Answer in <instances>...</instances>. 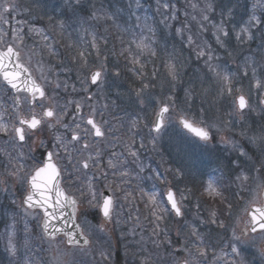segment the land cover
<instances>
[{
  "label": "snow or ice",
  "instance_id": "6c2138e0",
  "mask_svg": "<svg viewBox=\"0 0 264 264\" xmlns=\"http://www.w3.org/2000/svg\"><path fill=\"white\" fill-rule=\"evenodd\" d=\"M90 0H62V4L52 5L53 12L57 13L63 19L58 20L55 25H50V30H58V34L62 35L67 28H75L77 25L83 32L91 36V41L85 42L89 47L80 48L75 55L72 56L71 63L76 67V81L81 87L78 89L75 83L71 85L73 93H86V100L91 101L93 94L90 91L91 86L101 89L104 85V65L101 64L100 69L90 71L82 77V73L89 67L88 57L94 52L97 59L100 58L101 49L98 42V34L94 30L101 22L105 25L111 23L116 27H120L116 23L117 19H123L121 13L127 11L128 19L125 21V27L122 31L132 35V39L128 42V47L121 50V55L127 53L129 63L133 65L130 71L140 81V86L134 89L135 101L140 109L153 102L158 106L155 111V119L149 130L150 139L148 144L152 145V150L157 151L156 143L164 132L167 123L165 114L177 107L178 97L175 95L178 86L184 85L183 72L185 61L184 57L177 54L175 48L168 54V58L162 62L160 66H153L149 75L146 63L141 59L145 52L152 57L157 55L153 45L156 43L154 37L156 31L151 24L147 15L141 17L137 14V9L141 8V0H127L126 8L123 6V0H120L121 7L116 9H106L103 3L99 7L94 2L85 9V4ZM20 5L16 0H0V21L7 24L4 19L6 15H11ZM47 7V6H46ZM187 7H190L197 15H191L187 10L186 17L190 16L191 21H195L199 26L196 33H192L189 23L185 22L181 27L175 28L177 35H183L186 31L189 33L186 37V43L183 47L189 48L195 56L197 62L203 61L204 68L207 72L204 74L206 78H210L218 85L217 97H233L231 107L234 110L229 112V119L222 122V126L216 123H209L206 119V109L204 103L207 102L209 89L203 87V80L200 81L201 87L197 88L195 79L186 82L187 86L183 87L184 98L182 103L187 106V110L193 108L196 98L201 99L200 118L197 120L195 115L189 116L186 109L181 108L178 116V125L194 136L202 145H208L213 142L215 130L216 133L226 132V135L220 137L218 143L226 150L235 153V158L230 160L233 170L236 171L235 182H239L240 186L246 189L250 194L256 190H264V126L259 128L242 129L240 135L247 142L237 143L232 138L231 129L233 127V115L238 112L241 118H245L246 110L251 109L249 100L245 95H234L242 91L233 84L232 74L223 71L220 65L216 63L220 57L216 54L211 44L204 41L198 43L200 33L212 29V37L216 45L221 49H226V45L230 42L232 35L238 44L244 45L256 38V33L260 34L261 51L260 55L264 57V0H255L248 12V18L239 28L230 33L227 23L231 20L234 13V6L222 8L219 15L220 21L217 23L213 19L215 14V0H204L203 7L199 6V2L187 0ZM32 12V7L26 9ZM257 12L260 15H257ZM86 13V14H85ZM156 13L162 17L159 21L165 27H173L168 24L169 20L177 19L176 5L172 0H156ZM212 14V15H210ZM47 15V12L44 13ZM43 19V17H40ZM49 21L53 19L48 17ZM154 20V17L152 18ZM134 20V23H133ZM94 22V23H93ZM25 23H27L25 21ZM88 25L85 28V25ZM91 29V30H90ZM139 29V33H137ZM255 29V32H253ZM107 28H105V32ZM28 32L40 37L44 42L43 49L47 50V54L51 59H57L59 53L55 47L59 41L50 39L46 34L45 28H37L29 26ZM150 33L151 35H147ZM12 42H8L6 37L9 35L3 29H0V107L7 101H11L8 105L11 108L13 117L11 125L4 120V112H0V140L4 145L10 147L0 148V191H9V182L14 181L18 185L20 194V203L17 204L15 198L12 199V205H16L21 209L19 215L23 220V238L18 233L17 224L20 222L13 217L11 223H6L4 232L7 236L5 251L9 256V264H43L38 259L39 252L43 249L35 244V239H39L41 243L44 241H55L58 234H63L67 238L69 246H79L81 242L84 245L89 240L84 235V229L81 224L77 223V211H80L78 205L87 202L90 208L98 211L102 223L98 226V230L103 232L105 224L112 222L115 216V224L121 222V213L116 211L119 201L121 212L125 206L133 207L136 203V197L139 196V203H143L146 215L144 220L148 221L152 227L149 239L155 249L165 248L171 249L175 256L183 252L186 255L183 259H174V264H219L223 260V264H249L247 257L244 255L246 249L251 246L256 249L264 264V247L257 244L256 234H261V242L264 243V205L254 206L255 196L245 208L249 220L245 228L240 229L239 233L235 229L232 230L231 238L226 244L229 251H224L223 256H217L212 249V256L209 257L210 245L205 242V236L198 231V225L193 222L182 227H187L190 232L183 240H180V232H177V240L181 243L180 248L173 247V239L168 228V221L171 218L183 219L185 216L186 202L189 199L190 190L175 188L172 181H179L185 175L182 167L173 169L167 167L163 172L159 168L149 169L141 158L143 151L147 150L144 137L140 136L138 125L142 122V118L133 116L127 129V139L118 137L113 133V129H106L107 120H97V108L90 104L91 111L85 117L82 113V107L85 97L81 100L69 99L65 104L56 103L55 95L49 97L48 89L51 88L54 94L63 89L67 91L69 81L61 80L59 73L71 72L70 67H61L63 61L57 59L56 64H49L47 72L44 70V64L41 62V75L39 81L33 77L31 69L22 61L19 43L23 42L24 36L21 30H11ZM105 44L107 39L100 37ZM83 40V37H81ZM36 46L40 47L39 42ZM133 46L136 51L133 52ZM69 49L73 48V44L67 45ZM90 49V50H89ZM36 53L33 51L32 53ZM43 54V50L42 53ZM229 56L232 52L228 53ZM246 58L245 68L251 67L252 77L254 80L253 87L260 89L264 87V79L257 77V68L252 67ZM254 63V62H253ZM119 76V71L114 73ZM247 71L244 76H247ZM162 78V83L170 86L171 93L164 100L155 98L151 94V89L156 87L158 79ZM26 94V99L21 100L20 94ZM119 95V94H118ZM51 99L53 103L46 105L43 102ZM216 101L214 100L213 103ZM26 104L29 114H21V105ZM115 101L112 104L115 105ZM259 104L264 105V95H261ZM72 108L71 118L69 119L70 107ZM36 107H40L41 111L37 113ZM109 105L105 104L107 109ZM264 111V109H262ZM101 117L103 113H100ZM147 126V125H145ZM251 132V135H249ZM45 133H51L50 137H46ZM155 133V135H151ZM111 135V138L109 136ZM139 137V143L137 142ZM6 138V139H5ZM106 141L105 147L109 148L105 157L104 149L100 147V143ZM119 148V150H117ZM31 161V164L28 163ZM165 161L161 159L160 166L163 167ZM258 165V166H257ZM147 173V174H146ZM172 176V181L168 180V176ZM82 184L78 190L82 197L78 201L75 196L70 195L62 186L64 178ZM145 180L153 181L152 189L141 186ZM132 181H136L135 186H130ZM156 182L166 185L165 192H157L155 190ZM219 181L210 180L205 187V192L211 197H219L222 195L217 184ZM102 185L104 188L111 190L112 195L107 192H101L97 195L96 186ZM254 186V187H253ZM119 193V195H117ZM227 203V201H225ZM230 210L232 205L228 203ZM3 206H0L2 208ZM70 207L71 213L65 214L64 209ZM198 207V205H197ZM140 209L135 208V213L129 215L128 221L135 220L136 227L140 226L141 217ZM81 215H88L87 209L80 212ZM230 214V212H229ZM199 214L197 213V216ZM31 216L34 223L30 224L27 217ZM204 219H199V224H204ZM210 223L216 225L220 229L226 230L224 220L220 219L217 212L210 213ZM136 227L129 229L128 234L137 235ZM144 229L141 227V232ZM252 233L253 235H249ZM125 238L122 236V239ZM144 236L141 240L136 241L140 255L139 264H155L152 253L143 246ZM104 259L108 256L101 253ZM224 257H227L224 260ZM56 264H61L60 256L55 258Z\"/></svg>",
  "mask_w": 264,
  "mask_h": 264
},
{
  "label": "rangeland",
  "instance_id": "374dc122",
  "mask_svg": "<svg viewBox=\"0 0 264 264\" xmlns=\"http://www.w3.org/2000/svg\"><path fill=\"white\" fill-rule=\"evenodd\" d=\"M236 2L235 5L233 2ZM16 2L20 5L14 13L11 15H6L4 17L5 20L8 21V19H12L13 21V29L21 30L24 26L26 27V39H23L22 43H19V50L21 52L22 61L31 69L32 75L34 78H36L39 81L40 75H41V62L44 64V70L47 72L49 64H56L57 59L63 61V64L61 67H70L68 64V61L64 59V53L68 52L69 48L67 45H69L73 40L76 39V36L78 37H91L83 32L77 25L75 28H67L62 35L58 34V30H50V25H55L58 20L63 19V17L59 16L57 13L53 12L51 6L52 5H61L62 0H16ZM91 2H94L97 7L100 6L101 3H103L104 7L106 9H116L121 7L120 0H90L89 3L85 4V9H88L91 6ZM193 2H197V0H193ZM199 6L203 7L204 0H198ZM255 0H215V14L213 15V19L215 22H219L221 17L219 15L222 8L227 7H233L234 6V13L231 18V20L227 23V28L230 33H233L234 30L238 31L239 28L243 25V23L248 18V12L251 8L252 3H254ZM172 3L176 5V12H177V19L176 20H169L167 23L170 25H173V27H165L163 24H160L159 21L162 19L160 15L156 13V0H141V8L137 9V14H139L141 17H144L147 15L150 19L148 20V23L153 26V28L156 31V36L154 37L156 43L153 45V47L156 49L157 55L155 57H152L148 52H145L141 59L145 63H151L156 62L155 66H160L164 60L168 58V54L173 51L175 48L177 54H180L184 57L185 66L183 69V72L186 73L183 76L184 85L177 87V92L175 95H179L182 93V99L184 98V92L183 87L187 86L186 82L195 79L197 83V88L199 89L201 87L200 81L203 80V87L209 89V94L207 96V102L204 103V108L206 109V116L205 119L209 123H216L217 125L222 126V122L229 119L228 113L233 112L234 110L231 107L233 97L226 96L222 102L220 98L217 97V91H218V85L216 82L210 78L205 77V73L207 72V69L203 66V61L197 62L195 59V56L191 53L189 48L183 47L184 43H186V37L189 34L187 31L183 35H177L175 33V28L181 27L183 23L188 22L189 27L192 31V33H196L198 31V25L195 21H191L190 16L186 17L185 12L187 10L188 13H191V15H197V19H199L198 12H194L190 7H187V0H172ZM31 6L32 12L29 13L26 9ZM47 6V7H46ZM123 6L126 8L127 6V0H123ZM47 12V15H44V13ZM86 14V13H85ZM123 19H117L116 23L120 25V27H116L115 25L109 23L105 25L103 22L99 24L98 27H95L94 30L98 34V42L100 44L101 55L100 60L98 61L99 64H97V68L93 65H90L91 68L87 71H95L100 69L101 64L104 65V85L101 89H98L96 86L91 87L90 91L93 94V99L91 101L86 100V93H79L76 95H71V91L68 89V92L64 93L63 89L59 90V93L54 94L51 90V88L48 89V95L49 97H52L55 95V101L56 103L60 104L58 101L59 95H64L65 98L69 96L72 100H81L82 97H85L82 107V113L85 117L89 114L91 111V108L89 107L90 104L95 105L97 108V116L101 117L98 110H101L102 112L105 111V115L110 117V124L108 123L105 125L106 129H113L114 135L118 137H123L127 139L128 133L119 125L118 117L119 115H122V113L125 111V109L133 108V101H135V98L132 96L131 99H128L127 102V96H131L130 93L135 95L134 91H125V94L122 96H119L116 91L119 90L120 81H123V75L122 70L125 72V74H129L130 77H134L130 69L133 67L131 63H129L127 56V53H124L121 55V50L128 47V42L133 38L132 35L128 32L122 31V28L125 27V21L128 19V13L127 11H124L121 13ZM212 15V14H210ZM257 15H260L259 12H257ZM52 16L53 19L49 21L48 17ZM40 17H43L41 19ZM154 17V20L152 19ZM21 20L19 23H14L15 20ZM27 23H23V22ZM94 23V22H93ZM134 23V20H133ZM4 24L5 27L8 26L9 23L5 24L0 22V25ZM29 26H35L37 28H45L46 34L49 35L50 39H54L56 41H59L55 45L59 56L57 59H51L48 54L47 50L43 49L44 42L40 40V37L35 36L28 32ZM85 28L88 27L86 24L84 26ZM105 28H107V31L105 32ZM91 30V29H90ZM264 30V29H262ZM137 33H139V29L136 30ZM253 32H255V29H253ZM212 29L209 27L208 31L200 33L198 43H202L204 41H207V43L211 44L212 48L215 50L216 54L220 57L216 63L220 65L221 70L228 71L232 74L233 77V84L236 88L242 89L239 93H234V95H245L246 99L249 100V103L251 105V109L254 110H246L245 118H241L240 114L238 112H235L232 119H233V127L231 129L232 138H234L237 143H247L244 138L240 135V132L242 129H248V128H259L263 126L261 122L264 120V105L259 104V99L261 95H264V87L257 89L253 87L254 80L252 77L251 67L245 68L244 65L246 63V58H250L247 62L252 66L257 68V77L260 79H264V57L260 55L261 51V40H260V34L256 33V38L244 45H240L237 43V41L234 38V34L232 35V38L230 42L226 45V49L219 48L214 38L212 37ZM147 35H151L150 33H146ZM69 36V38H68ZM109 36L112 37V39H108ZM77 37V38H78ZM100 37H105L107 39V44L103 42ZM12 42V40H10ZM27 41V43H26ZM64 41L66 42L64 44ZM36 42H39L40 47L36 46ZM118 43V44H117ZM64 44V45H62ZM24 45V47H23ZM88 44L86 43L84 47H86ZM66 46V48H65ZM24 49V50H22ZM43 50V54L42 53ZM90 50V49H89ZM133 52L136 51L135 47L133 46ZM33 51L36 53L33 55ZM229 52H232V55L229 56ZM94 53V52H93ZM92 53V54H93ZM111 58L110 64L108 66L107 60ZM254 62V63H253ZM77 67V65H76ZM72 69V67H70ZM73 71V69H72ZM71 72H62L59 73L60 79L63 81L64 76L69 75ZM119 71V76L114 75ZM247 71L248 75L244 76V72ZM73 74V73H72ZM87 75L86 73L83 74ZM82 76V77H83ZM136 77V76H135ZM118 81V82H117ZM140 82V81H139ZM131 87H134V84H130ZM138 84H136V87ZM108 92L111 94L112 99L108 98ZM168 94H172L170 90V86L166 83H162V78L158 79L156 82V87L154 88V95L160 100H164ZM58 95V96H57ZM127 95V96H125ZM64 96L62 97V103H64ZM68 98V99H69ZM216 101L213 103V101ZM112 101H115V105L112 104ZM46 105H51L53 101L51 99L44 101ZM107 104L109 107L107 109L104 108V105ZM155 104V103H154ZM138 105V104H137ZM178 105V104H177ZM139 106V105H138ZM72 107L68 109L69 111V119L71 118L72 113ZM200 107H201V99L198 96L195 100V104L192 109L187 110L186 105H179L175 109L171 110L168 114L165 115V120L167 123V126L164 130V132L161 134L160 139L156 143V149L157 151L152 150V145L148 144V140L150 137L149 130L151 128L153 118L155 116L152 113L153 111H156L158 106L155 104L154 110H152L151 114H153L150 118L149 114L146 113L143 116L138 115V117L142 118V122L139 124L141 126V136L145 139V144L147 145V150L143 151L141 154V158L144 161V163L148 166L149 169H155L159 168L161 172H163L164 168L172 167L168 164V158L169 154L171 155V152L173 151L175 154H177V157L180 160L186 161L187 165L190 168L182 167V165H177V167H182L186 172L193 171L192 176H195V179L198 180V183L201 182V179L203 178L204 174L200 171L206 164L205 161L208 163L210 159H213L215 154L214 152H217L218 150L223 151L224 153L228 152L226 151L219 143V139L221 136L226 135V132H220L216 133L215 130L213 132L214 140L213 142L209 143L208 145H202L200 142L194 140L191 138L188 134L181 131V129L178 126V116L180 113L181 108L186 109L187 114L189 116L195 115L196 119L198 120L200 118ZM146 108V107H145ZM103 118V117H101ZM150 118V120H149ZM11 125L12 118L6 119ZM254 124H253V123ZM138 125V126H139ZM147 125V126H145ZM48 134V133H46ZM109 138H111V135ZM144 135V136H143ZM155 135V134H151ZM249 135H251V132H249ZM137 142L139 143V137H137ZM106 141H102L100 143V147L104 149V151L107 149V151L110 149L105 147ZM2 147H10L4 145L3 140H0V148ZM119 150V148H117ZM229 152H231L229 150ZM107 154V153H106ZM161 159L165 161L163 164V167L160 166ZM29 164H31V161H29ZM258 166V165H257ZM3 169H0V172H2ZM147 174V173H146ZM207 175V174H206ZM205 175V176H206ZM182 178V177H181ZM2 179V177H0ZM171 175L168 176V180L170 181ZM214 176H211V180H214ZM148 186L153 185V181L151 180H145ZM202 185L205 187L207 184H205L202 180ZM159 185V190L157 192H165L167 186L160 184L159 182H156V185ZM102 186V185H99ZM3 185H0V188H2ZM142 187H147L145 184ZM218 188L220 192H228L229 197H227L225 194H222L218 197V200L216 197H211L206 193V197H203L204 199V205H206L209 202H215L214 205L217 207L220 206L221 208L226 206L227 208L224 210L225 214L226 210L232 217L237 218L235 220V225L233 226L237 233H239L240 229L243 228V224H246L248 222L247 220V214L245 212L246 206H248L249 202L253 200V196H255V203L254 205L259 204V193L261 190H256L253 193H245L247 191L246 189L242 188L239 184V182H235V177H232V180L229 184H227L226 189H221V186L218 185ZM179 189L186 190L183 186H181ZM97 195H100L101 192L109 189L102 187H96ZM72 196H79L81 197L78 192L75 191H67ZM187 192V191H186ZM191 192V190H190ZM112 194V192H111ZM119 195V193H117ZM190 197V196H189ZM15 198L17 200V204L20 203V194L18 192V185L15 184L14 181L9 182V191H0V206H3L0 208V264H9V256L7 252L5 251L6 243H7V236L4 232L5 224L11 223L13 217H15L20 222L17 224V229L19 236L21 238L20 242L22 243L23 238V220H20L19 215L17 213H20L21 209L18 208L16 205H12L11 201ZM82 199L78 198V201H81ZM227 201V203H225ZM86 201L79 204L80 205V211H78L79 221L81 226L84 229V234L93 240L92 246H90L87 249L82 248V250H70L67 249L64 246V240L63 239H56L55 241H44L41 243V241L37 238L35 239V244L40 246L43 250L39 252L38 259L43 261V264H56L55 258L57 256H60L61 264H76L75 262H82V261H88L89 264L91 262L88 259H94L97 258V256L100 255V245L102 242L97 241L96 236L99 235L100 237L107 238L111 241L112 246L113 242L116 239H121V246L119 250L120 257L114 256L112 253L107 251H101L104 255L108 256V264H115L114 262L116 260H119L120 262H123L124 264H137L136 262L140 260V255H133V253H139V248L136 246V238H141V235H143V232H141V229L139 227H136L135 220L133 219L130 222L128 221V217L131 214L135 213V208H137L136 204L129 208L128 206H125L123 208V211L121 212L120 204H123L124 201H119L116 211L121 213L120 219L121 222L119 225L115 224L116 217H113V221L109 222V224L105 225V230L103 232L98 230V226L102 223L101 219L97 215V210H92V214L87 218L83 217V215L80 214L81 211L86 209L83 206H86ZM191 198L188 199L186 202L185 207V216L188 218L193 219V215H190L187 208L190 207ZM197 200L195 202H192L193 208L195 209ZM189 203V204H187ZM228 203H230L232 206H234L237 211L232 208L228 209ZM241 204V205H240ZM83 207V208H82ZM238 207H242L241 210L238 209ZM143 208V206H142ZM141 208V209H142ZM88 214H90V209H87ZM88 215H86L87 217ZM218 217L221 219V215H218ZM30 224L34 223L32 220V217H27ZM185 222H189L187 218L185 217L181 220L180 223H174L168 221V228L170 229V233L173 239V247L180 248L181 243L177 240V232H180V240H183L185 236L188 235L190 232V229L187 227H182L185 225ZM145 223L148 226V234H144V240H143V246L145 247L148 245V243H151V240L149 239V234L152 225L145 220ZM136 227L137 235L132 236L128 234L129 229ZM144 229V227L142 226ZM223 232L225 230H221V233L223 235ZM226 233V232H225ZM232 233V230L227 231V234L230 235ZM122 236L125 238L122 239ZM231 237V236H230ZM141 239H138L140 241ZM116 243H114L115 245ZM152 244V243H151ZM210 251L209 255H212V249H214L217 256H221L220 249L223 247H217V243H210ZM151 248L155 249L154 245H150ZM127 247L129 250H127ZM164 251H168V253L173 254L171 249H165L160 248L156 249L155 256L162 255ZM180 259H183L186 255L185 253L181 252L179 253ZM223 255V254H222ZM177 257V256H176ZM157 258L156 260H158ZM175 259V257H174ZM225 260L227 259L224 258ZM221 262V261H220ZM223 262V261H222ZM155 264H157L155 262Z\"/></svg>",
  "mask_w": 264,
  "mask_h": 264
},
{
  "label": "flooded vegetation",
  "instance_id": "af4514ba",
  "mask_svg": "<svg viewBox=\"0 0 264 264\" xmlns=\"http://www.w3.org/2000/svg\"><path fill=\"white\" fill-rule=\"evenodd\" d=\"M8 23H9V27H8V30L5 31V32H8L9 33V35L7 37L9 39H11V34L10 33H11V30L13 29V21H12V19H11V21H10V19H8ZM22 50H24V49H22ZM20 96H21V100L22 101L26 99V94L21 93ZM10 103H11V101H7V102H5L3 104L2 107H0V112H4V110L7 109V113H5V115H4V120H6V119L8 120V119H10V117L11 118L13 117L11 108L8 107V105ZM35 111L37 113H39L41 111L40 107H36L35 108ZM21 114L22 115H28L29 114L28 107H27L26 104H23L22 103V105H21ZM97 118H100V119H97L98 121L101 120V119H103V118H101L99 116H97ZM45 136L46 137H50L51 136V133H48V134L45 133ZM108 151H107V149L105 150L106 153H108ZM106 156H107V154H106ZM218 157H219L220 162H224V161H227V160H229L231 158L234 159L235 158V153L229 152V150L226 153H224L221 150H218ZM28 163H29V161H28ZM205 163L206 164L204 165V167L202 169H200V171L204 174L202 180L204 179V177H205L206 174L207 175L208 174L210 175L213 172L214 173L216 172V175L218 176V159L216 160V163H215V161H212V160H209L208 163L205 161ZM168 164L170 166H173L174 167L173 169H175L178 164L179 165H182V167H184V168H185V165H186V168H190L187 165V162L186 161H183V160H180L177 157V154H175L173 151L171 152V155L169 154ZM221 168L225 171L226 175L228 173V174H230V176L236 177V171L233 170V166L229 162L227 164L221 166ZM192 173H193L192 170H191V173L190 172H188V173L186 172V174L184 176H182V178H180L178 182L177 181H172V179L170 181H172L173 184H174V186H175L174 187V190H175V188H180L181 186H183L186 189L185 191L191 190L190 195H189L190 196L189 198L192 199V202H195V200H197V198H199L201 194L204 195L206 192L203 189L204 186L202 185V183L201 184L200 183H196L195 176H197V175L195 174V176H192ZM171 178H172V176H171ZM159 187L160 186L157 184L156 187H155V190L158 191L159 190ZM216 199L218 200V197H216ZM85 204L87 205V208L88 209H92V208L89 207V205L87 204V202H85ZM187 204H189V203H187ZM232 208L233 207H231V209ZM92 210H94V209H92ZM187 210H188V212H189L190 215H193V219L187 217V220L189 221L187 223L188 224H191V223L195 222L198 225V227L201 226V224H199L197 222V220L199 219V217L197 216V214H194V212L190 208H187ZM235 210L237 211V209H235ZM206 212L208 213V215H210V213L213 212V211L212 210H206ZM226 213L227 214H224L225 218H230L231 215L229 216L227 210H226ZM217 215H218V205H217ZM232 218L235 221V217H232ZM234 221H230L227 224V227L230 228V230H233ZM207 225H209L211 227L216 226V225L211 224V223L210 224H207ZM243 228H245V224H243ZM231 234H230V236H231ZM256 237H257V244L259 246L264 247V243H261V244L259 243V238L261 237V234L256 235ZM224 251H229V250H223V252ZM244 255L247 257V260H248L249 264H261V259L259 257V254H258V252L256 251V249L254 247L249 246L246 249V251L244 252ZM211 256L212 255H209L210 258H211ZM221 256H223V255H221ZM171 257H172L171 255H164V254H162L160 256H154V259H155L154 262H156L157 264H167V261L172 259ZM156 258H159V259L156 260ZM224 258H226V257H224ZM178 259H180V257H178ZM222 261L219 262V264H223ZM138 264H139V262H138Z\"/></svg>",
  "mask_w": 264,
  "mask_h": 264
},
{
  "label": "water",
  "instance_id": "95a60500",
  "mask_svg": "<svg viewBox=\"0 0 264 264\" xmlns=\"http://www.w3.org/2000/svg\"><path fill=\"white\" fill-rule=\"evenodd\" d=\"M186 131V130H185ZM187 132V131H186ZM263 200H264V195H263ZM264 205V204H263ZM71 211H72V209L70 208V207H66L65 209H64V212H65V214L67 215V214H69V213H71ZM58 236H63L65 239H66V245L67 246H69L68 244H67V238L63 235V234H58ZM57 236V237H58ZM83 246H86V245H84L82 242H81V244L78 246V247H83ZM70 247H77V246H70Z\"/></svg>",
  "mask_w": 264,
  "mask_h": 264
},
{
  "label": "trees",
  "instance_id": "16d2710c",
  "mask_svg": "<svg viewBox=\"0 0 264 264\" xmlns=\"http://www.w3.org/2000/svg\"><path fill=\"white\" fill-rule=\"evenodd\" d=\"M235 5L237 4L235 1L233 2ZM133 83H135V81H133ZM137 83V82H136ZM177 97H178V99H177V103L178 102H181L180 100L182 99L181 97H182V93H180L179 95H176ZM209 206V205H208ZM211 206V205H210Z\"/></svg>",
  "mask_w": 264,
  "mask_h": 264
}]
</instances>
